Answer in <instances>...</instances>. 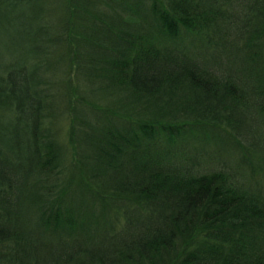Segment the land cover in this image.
I'll use <instances>...</instances> for the list:
<instances>
[{
  "label": "trees",
  "instance_id": "obj_1",
  "mask_svg": "<svg viewBox=\"0 0 264 264\" xmlns=\"http://www.w3.org/2000/svg\"><path fill=\"white\" fill-rule=\"evenodd\" d=\"M0 264H264V0H0Z\"/></svg>",
  "mask_w": 264,
  "mask_h": 264
}]
</instances>
